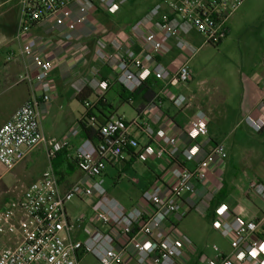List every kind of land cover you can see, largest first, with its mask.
<instances>
[{
	"label": "built area",
	"instance_id": "1",
	"mask_svg": "<svg viewBox=\"0 0 264 264\" xmlns=\"http://www.w3.org/2000/svg\"><path fill=\"white\" fill-rule=\"evenodd\" d=\"M128 1L131 0H20L16 38L24 39L20 54L30 59L31 70L20 75L17 83L29 86L43 83L52 70L40 43L30 35L33 26L45 24L53 30L63 29V40L69 42L76 28L87 22L90 9L114 15ZM242 1L159 0L144 19L130 27L140 50L127 49L120 56L107 58L116 60L112 66L116 83L129 93L150 77L170 85L186 84L191 79L186 64L171 74L155 61L156 55L167 41H174L178 49L185 48L181 35L189 30L198 34L204 44L217 46L227 35L228 18ZM11 58L10 54L8 60ZM108 87V81L97 80L96 99ZM49 99L46 93L40 98L30 95L0 126V165L7 171L39 145H44L48 159L41 177L24 187L14 204L0 208V237L12 239L10 244H0V264H81L86 256L93 257L97 264H126L129 258L133 264H188V253L194 251V245L178 232L173 220L190 212L182 205V197L193 194L195 186L210 173L222 171L226 159L224 146L216 144L193 169L179 165L199 153L198 141L208 134L206 120L200 116L190 121L187 137L191 144L179 151L176 138L161 129L152 136L153 144L140 146L129 136L128 128L138 125L151 137L150 125L127 123L123 116L111 114L100 130L97 144L81 139L74 154L79 178L63 190L51 161L69 147L72 138L80 136V130L76 127L61 139L46 138L40 109ZM93 103L84 101L83 105L91 109ZM173 103L180 108L184 97L175 96ZM90 121L93 123V118ZM245 124L255 133L264 129L261 118L246 117ZM130 156L140 162L170 156L178 163L169 171L167 181L159 180L160 183L144 189L138 204L126 209L105 193L101 178L106 167ZM249 191L264 201V184L251 183ZM74 197L87 203L91 219L71 217L66 204ZM213 227L230 251L224 253L212 245L214 256L205 258L201 264H264V240L256 236V222L219 207ZM79 228L87 234L83 240L75 238Z\"/></svg>",
	"mask_w": 264,
	"mask_h": 264
},
{
	"label": "crops",
	"instance_id": "2",
	"mask_svg": "<svg viewBox=\"0 0 264 264\" xmlns=\"http://www.w3.org/2000/svg\"><path fill=\"white\" fill-rule=\"evenodd\" d=\"M141 1V5H138L139 15L130 22H125L120 17L121 11L108 15L101 9H90L87 22L76 28L72 34L73 39L69 42L63 40V29L53 30L45 24L33 26L30 35L40 43L43 56L52 63V70L46 81L29 86L17 83L20 75L31 70L30 59L20 54L24 39L16 38L20 0H0V126L12 117L30 95L40 98L46 93L50 99L41 105V127L46 138L61 139L87 117L89 111L83 107V102L95 101L96 81L99 79L109 83L103 96L106 103L114 108L113 114L123 116L127 123L150 125L151 137L145 135L138 125L128 128L129 136L135 138L140 146L153 144L152 136L161 129L176 138V147L182 151L191 144L187 137L190 121L201 116L207 122L208 134L199 139L197 156L179 165L193 169L216 144L224 146L226 159L223 161L222 171L215 170L210 173L204 182L195 186L193 194L182 197V205L190 211L200 210L216 233L213 222L219 207H225L234 215L256 222V236L264 240V201L249 191L251 183L264 184V131L255 133L245 124L246 117L264 119V36L249 43L256 48L255 51L242 50L240 54H233L225 61L226 79L220 80L222 95L216 102L214 97L209 95V90L201 88L200 84L204 81L198 82L201 73L199 69L208 72V62L202 60L201 50L211 45L204 44L203 39L193 31L182 33V39L187 46L178 49L174 41H167L156 55L155 61L171 74L186 64L191 72L190 81L186 84L170 85L150 77L146 88L152 91V99L145 102L139 94L128 105L122 102L119 96L120 90L112 67L116 60L113 58L122 55L127 49L140 50L130 27L138 21L137 19L143 16L144 19L148 10L159 0ZM184 28L187 29L185 26ZM228 33L227 27V35ZM226 36L218 45L224 44ZM10 54L12 58L8 60ZM109 57L113 58L107 59ZM21 85L24 89L20 88ZM82 95L84 98L80 101ZM177 95L184 97L180 108L175 107L173 103ZM13 97L17 98V101ZM10 98L12 99L9 100ZM126 105L135 111V116L130 119L126 116ZM81 139L80 136L72 138L69 147L65 149L68 161L72 164L75 163L74 154ZM38 147L46 151L44 145ZM35 149L25 157L22 164ZM21 163L16 167L22 165ZM136 163L143 164L152 176V179H148L140 188L141 197L144 189L150 185L160 183L159 180L167 181L169 171L175 168L178 162L170 156L148 159L145 162L130 156L125 161L109 167L114 169L122 165L123 168L132 169ZM79 175L76 167L73 172L63 174L59 177L61 188L66 189ZM40 177L41 175L34 181ZM137 204L138 200L125 208L130 209ZM87 208L88 211L82 217L91 219L92 214L88 206ZM180 221L181 219L173 220L177 230ZM86 235L82 228H79L75 238L83 240ZM11 241L10 238L0 237V244H10ZM188 257V264H201L204 261L196 263L194 251H190ZM126 264L133 262L129 258Z\"/></svg>",
	"mask_w": 264,
	"mask_h": 264
},
{
	"label": "rangeland",
	"instance_id": "3",
	"mask_svg": "<svg viewBox=\"0 0 264 264\" xmlns=\"http://www.w3.org/2000/svg\"><path fill=\"white\" fill-rule=\"evenodd\" d=\"M141 2V0H131L122 4L119 7L120 17L125 22L133 20L140 13L138 5H141ZM227 27L229 33L224 44L208 46L200 53L202 60L208 62V72H204L202 68L199 69L201 73L198 82L204 81L203 84H200L201 88L209 90V95L213 96L216 102L221 99L222 95L220 80L226 79L225 61L233 54H240L242 50L255 51L256 48L249 43L264 36V0H243L228 18ZM20 88L24 89V86L21 85ZM13 99L17 101V98L13 97ZM1 100L2 96L0 95ZM125 112L128 119L135 116V111L131 106L126 105ZM46 157V151L38 147L23 164L21 163L22 165L15 169L7 171L0 165V208L14 204L20 197L23 188L42 174L47 166ZM101 179L105 193L125 208L135 204L137 200L140 201L139 190L145 185L144 182L152 179V176L143 164L136 163L132 169L123 168L122 165H118L114 169L108 166ZM66 209L72 218L81 217L88 211L86 202L77 197L66 204ZM178 230L194 245L196 263L213 256L212 245H216L221 251H230L227 242L212 230L210 221L203 217L198 209L190 211L181 219L178 223ZM91 263L97 264L93 257L87 256L82 264Z\"/></svg>",
	"mask_w": 264,
	"mask_h": 264
},
{
	"label": "trees",
	"instance_id": "4",
	"mask_svg": "<svg viewBox=\"0 0 264 264\" xmlns=\"http://www.w3.org/2000/svg\"><path fill=\"white\" fill-rule=\"evenodd\" d=\"M148 80L142 83V85L132 93L125 91L120 85L117 84L120 90V98L122 102L130 105L131 100H134L137 96L142 95V98L145 102H148L152 99L153 93L151 90L147 89ZM83 97L79 98L80 101L83 100ZM89 112L87 113V117L79 122L78 128L80 130V137L82 139H88L94 144H97L100 141V130L105 125L108 117L114 113V108L106 103L105 97L102 96L99 99H95L91 109L86 108ZM93 118V123H91L90 119ZM93 124V125H92ZM264 131V129L262 130ZM54 172L58 177L61 178L63 174L71 173L75 170V163H71L68 161L67 152L65 149L60 151L55 155V157L51 161ZM69 170V172H68Z\"/></svg>",
	"mask_w": 264,
	"mask_h": 264
}]
</instances>
